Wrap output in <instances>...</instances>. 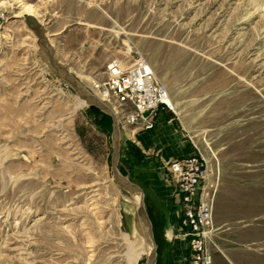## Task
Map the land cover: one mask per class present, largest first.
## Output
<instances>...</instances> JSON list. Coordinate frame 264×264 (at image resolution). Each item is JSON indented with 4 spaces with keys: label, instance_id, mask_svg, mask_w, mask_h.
I'll return each mask as SVG.
<instances>
[{
    "label": "rangeland",
    "instance_id": "374dc122",
    "mask_svg": "<svg viewBox=\"0 0 264 264\" xmlns=\"http://www.w3.org/2000/svg\"><path fill=\"white\" fill-rule=\"evenodd\" d=\"M29 5L84 91L100 93L112 60L143 56L177 104L156 112L184 146L162 162L160 146L130 139L152 128L98 101L119 120L117 170L144 191L156 264L179 243L188 264L189 246L171 231L178 197L168 221L146 179L173 183L171 162L190 154L204 156L216 184L212 264H264V10L253 0H0V264H127L138 209L115 177L113 115L78 107L25 22Z\"/></svg>",
    "mask_w": 264,
    "mask_h": 264
},
{
    "label": "built area",
    "instance_id": "2783aa9c",
    "mask_svg": "<svg viewBox=\"0 0 264 264\" xmlns=\"http://www.w3.org/2000/svg\"><path fill=\"white\" fill-rule=\"evenodd\" d=\"M106 73V79L94 86L121 110L127 123L153 128L156 112L171 109L166 84L143 56L130 63L114 59ZM170 172L179 202L178 221L171 231L188 242V264H212L208 243L214 230L216 184L208 162L201 155H182L171 162Z\"/></svg>",
    "mask_w": 264,
    "mask_h": 264
},
{
    "label": "crops",
    "instance_id": "0c3cea01",
    "mask_svg": "<svg viewBox=\"0 0 264 264\" xmlns=\"http://www.w3.org/2000/svg\"><path fill=\"white\" fill-rule=\"evenodd\" d=\"M162 112L160 111L158 123L154 128L143 130L135 127L130 139L143 150L160 146L163 149L161 156V161L163 162L166 159L181 155L184 146L170 125V121L165 116H161ZM146 182L151 204L156 207L158 215L166 216L169 221V217H172L174 202L176 201L173 183L170 180L159 179L150 175ZM185 251L186 249L181 243L172 245L171 252H168L164 258L165 264H183Z\"/></svg>",
    "mask_w": 264,
    "mask_h": 264
},
{
    "label": "bare ground",
    "instance_id": "6f19581e",
    "mask_svg": "<svg viewBox=\"0 0 264 264\" xmlns=\"http://www.w3.org/2000/svg\"><path fill=\"white\" fill-rule=\"evenodd\" d=\"M253 1H255L257 3V10H264V0H253ZM25 12H26V15L32 14L37 18L33 5H29L25 9ZM67 79H70V78H67ZM79 88L81 89V93L79 94L80 95L79 96L80 102L78 104V107L84 106L88 102H92V101L98 103L99 105H100V103L98 101L102 102V104H103V102L110 103L104 94H100L96 91H94L95 94H91V93H87L86 91H84V89L81 88L80 86H79ZM87 95L92 96V99H89ZM83 97H85V98H83ZM168 102L171 105V109L174 112H178L177 104L173 101V99L171 98L170 95L168 98ZM110 104H112V103H110ZM101 107H103V106H101ZM103 108L106 109L107 111H111L115 115V113L111 109L105 108V107H103ZM115 117L117 118L116 115H115ZM117 121L119 123L118 118H117ZM119 125H120V123H119ZM123 180L128 181V179L124 178V177H123ZM127 192L130 194V196L132 198H134L136 200V204L138 205V208H139L143 203L142 196H141L140 192L136 191L134 189H129V188L127 189ZM137 210L133 215V225H134L133 232H131V233L128 232V233L124 234L125 243L127 246V250L125 252V261L127 264H138L140 262L141 257L144 255L146 257V264H148L149 260L151 259L152 255H153V252L157 248V243L155 240V236L154 237L152 236L153 231H152L151 226L150 225L145 226L142 223H139L137 221V219H136ZM153 264H156V263H153Z\"/></svg>",
    "mask_w": 264,
    "mask_h": 264
},
{
    "label": "water",
    "instance_id": "95a60500",
    "mask_svg": "<svg viewBox=\"0 0 264 264\" xmlns=\"http://www.w3.org/2000/svg\"><path fill=\"white\" fill-rule=\"evenodd\" d=\"M25 22H26L27 26L37 36V38L39 40V46L41 47V52L47 58V61L51 64L52 68L58 73V75L60 77H61V75H63L66 78H70V82L72 83L73 87L79 93H81V89L79 88V86L77 84V80L75 78V75L71 71H69L65 67H63L53 57V55H52V53H51V51L49 49V45H48V42H47V38H46V34H45V30H44L43 24L40 23L38 21V19L32 14H27L25 16ZM87 96H88L89 99H92V96H90V95H87ZM91 105L103 108L98 103H96L94 101L91 102ZM108 112L111 113L113 115L114 119H115L114 120V127H115L114 131H115V136H116V146H115V153H114V169H115L114 171H115L116 180L120 184V186H122L123 188L134 189V190L140 192V194L142 196L143 203L137 210L136 219H137V221L139 223H142L145 226L150 225L151 228H152V231H153L152 222H151V220H150V218L148 216V213H147V210H146V207H145V195H144L143 189L138 184H135V183L131 182L130 180L124 181L123 177L119 174V172L117 170V166L116 165H117V161H118V157H119V151H120V148H121V128L119 126V123H118L115 115L111 111H108ZM152 236L154 237V231L152 232ZM156 256H157V251L155 249V251L153 252V255H152L151 259L149 260L148 264L156 263Z\"/></svg>",
    "mask_w": 264,
    "mask_h": 264
}]
</instances>
